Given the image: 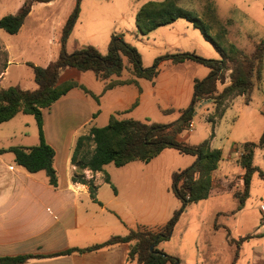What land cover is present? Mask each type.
<instances>
[{
    "label": "rangeland",
    "instance_id": "374dc122",
    "mask_svg": "<svg viewBox=\"0 0 264 264\" xmlns=\"http://www.w3.org/2000/svg\"><path fill=\"white\" fill-rule=\"evenodd\" d=\"M27 1L0 0V19L15 15ZM157 1L163 0H81L78 19L66 43L67 53L91 45L105 55L111 37L122 35L139 52L143 68L152 67L156 59L175 53H195L209 60L223 59L200 30L185 19L141 35L136 26V14L143 5ZM75 5L76 0L34 3L17 34L0 30V73H5L0 90L8 87L37 89L33 69L28 64L47 67L57 59L62 30ZM179 6L205 22L211 36H220L224 45L233 44L246 56H251L264 38V0H236L235 5L223 0H180ZM123 61L130 67L128 59L123 58ZM163 63L153 82L142 81L143 98L137 102V107L118 115L119 118L172 124L188 109L195 81L206 78L209 69L197 63ZM228 67L233 69L234 63L228 62ZM231 72H226L224 84L218 82V92L230 84ZM260 72L254 80L250 103H246L244 96L221 104L211 99L203 101L195 108L192 130L189 127L178 135L180 142L190 146L211 142L215 135L212 146L223 154L219 171L223 176H220L221 180L215 179V188L220 193L214 192L208 199L189 205L179 217L171 238L157 246L158 250L163 249L164 253L179 258L180 264H264V150L255 151L253 165L258 171L253 176L249 198L242 209H238L239 200L234 196L243 192L244 170L238 162L242 145L258 143L264 130V62ZM82 74L83 95L86 89L94 94L102 90L104 83L96 79L94 73ZM122 77H128L127 68ZM53 116L58 117L55 113ZM58 119L60 131L56 132L52 125L49 139L58 138L53 144H58V161L62 165L68 153L72 157L82 132L74 134L75 121L69 117ZM107 123L98 120L92 127L102 128ZM38 144V127L32 115L20 113L11 121L0 124V148ZM93 149L92 142H84L79 157L87 160ZM193 160L191 156L168 149L149 165L135 162L131 171L109 164L103 176L116 179L122 172L152 173L153 181L143 182L146 187L143 189L153 191L157 205L168 202L176 212L181 202L172 193L173 174L190 167ZM106 190L110 191L103 187L101 192ZM248 236L251 238L237 245L239 239Z\"/></svg>",
    "mask_w": 264,
    "mask_h": 264
},
{
    "label": "trees",
    "instance_id": "16d2710c",
    "mask_svg": "<svg viewBox=\"0 0 264 264\" xmlns=\"http://www.w3.org/2000/svg\"><path fill=\"white\" fill-rule=\"evenodd\" d=\"M54 0H29L15 15H8L0 19V30L9 34H17L25 20L30 15L34 3H51ZM180 0H164L163 2H149L143 5L136 14V26L141 35L164 26L173 24L179 19H185L195 28L200 30L206 41L210 42L217 52L222 55V60L204 59L195 53H175L162 56L154 62L152 67L143 68L141 56L135 47L127 43L122 35H113L109 41L107 53L101 54L94 46H81L72 54L67 53L66 43L75 26L80 12L81 0H76V5L68 17L60 38V51L57 59L47 67L28 64L33 69L34 81L37 89L21 90L17 87H8L0 90V124L7 123L18 114L32 115L38 127L39 144L31 148L12 147L7 150L14 154L15 163L34 174L44 171L49 184L57 188L58 176L54 168L55 151L46 142L44 134L43 111L51 108L60 98L76 87L74 82L57 86L60 73L68 68L80 72H92L100 80H107L112 76H120L125 69L123 58L128 59L131 72L136 78L154 81L159 74V66L168 61L181 64L191 61L210 70L208 76L196 80L191 104L181 117L172 124L144 123L136 120H118L111 117L107 126L91 128L87 135L80 136L72 154L71 162L76 167L74 182L88 186L91 197H95L96 186L92 181L85 180V170L93 173L103 172L104 167L113 164L117 168L124 167L132 162L150 163L164 150L174 149L180 154L195 158L194 163L173 174L172 193L181 202L169 221L158 230L130 231L125 236H113L102 244H97L84 249H69L58 255L72 253L83 254L103 248L130 244L127 261L136 264H180L179 258L166 254L157 249V246L171 238L179 217L191 204H197L209 198L213 190L212 174L222 161V152L211 149L210 142L204 141L196 146H190L177 140V136L189 129L192 123L197 104L213 100L221 104L238 96H244L246 103H250V94L255 86V77H259L264 62V38L257 44L251 56H246L233 44L224 45L220 36L213 37L209 34V26L192 12L179 6ZM228 62L234 63V68L228 67ZM230 74V84L218 92V82H225L226 72ZM113 82L105 90L116 85L131 83ZM89 93V92H88ZM213 96H216L214 99ZM84 142H92L94 149L87 159L80 158ZM257 149L264 150V131L258 143L246 142L242 145V154L239 165L244 170L243 192L234 194L239 200L242 209L249 198V191L254 174L258 171L253 165ZM6 152L0 150V153ZM260 175L263 174L260 172ZM109 183V178H106ZM250 236L237 241L240 246ZM153 247V251L150 248ZM33 258H43L38 255H19L0 257V264H26Z\"/></svg>",
    "mask_w": 264,
    "mask_h": 264
},
{
    "label": "crops",
    "instance_id": "0c3cea01",
    "mask_svg": "<svg viewBox=\"0 0 264 264\" xmlns=\"http://www.w3.org/2000/svg\"><path fill=\"white\" fill-rule=\"evenodd\" d=\"M223 1L236 4V0ZM186 28L190 29L188 26ZM5 50L8 51L7 48ZM126 68V78L122 77L123 72L120 76H112L107 80H100L95 76L104 83V87L97 94L86 89L85 95L81 92L83 72L68 68L60 73L57 86L74 82L76 87L51 108L43 111L45 139L55 151L53 165L58 176L57 188L49 184L44 171L31 174L18 166L14 154L7 152L12 147L0 148L6 151L0 153V257L43 256L30 259L26 264H136L127 261L130 244L115 245L83 254H56L102 244L113 236H125L130 231H155L173 216V205L169 206L168 202L157 205L153 191L143 189L147 182L153 181L152 173L122 172L115 179L112 176H103L106 166L103 172L85 170V180L92 181L96 186L95 197L92 198L87 185L73 181L76 167L71 162L70 153L61 165L58 161V144H53L58 138L49 139L52 125H55L56 132L60 131L58 118L61 116L75 121L74 134L82 132L81 136L87 135L98 120L109 123L113 116L118 120H129L121 119L118 115L137 107V102L143 98L142 81L148 80L136 78L131 67L125 66ZM4 75V72L0 73V82ZM127 81L132 82L105 90L110 83ZM53 113L58 117H54ZM177 140L180 141L178 136ZM214 141L215 135L210 142L211 149H214ZM31 147L34 146L22 148ZM194 161L195 158L192 162ZM134 163L120 169L131 171ZM220 165L212 174L211 195L214 192L220 193L215 188V179L221 180L223 176L219 174ZM107 177L109 183L106 181ZM103 187H108L110 191L101 192Z\"/></svg>",
    "mask_w": 264,
    "mask_h": 264
},
{
    "label": "built area",
    "instance_id": "2783aa9c",
    "mask_svg": "<svg viewBox=\"0 0 264 264\" xmlns=\"http://www.w3.org/2000/svg\"><path fill=\"white\" fill-rule=\"evenodd\" d=\"M192 127H193V124L191 123V124H190V128H191L190 130H192Z\"/></svg>",
    "mask_w": 264,
    "mask_h": 264
},
{
    "label": "water",
    "instance_id": "95a60500",
    "mask_svg": "<svg viewBox=\"0 0 264 264\" xmlns=\"http://www.w3.org/2000/svg\"><path fill=\"white\" fill-rule=\"evenodd\" d=\"M150 251H151V252L153 251V247L150 248Z\"/></svg>",
    "mask_w": 264,
    "mask_h": 264
}]
</instances>
